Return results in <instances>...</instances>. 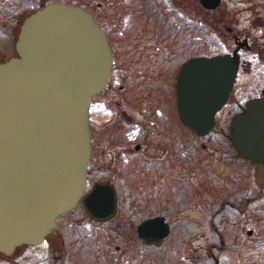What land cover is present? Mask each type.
I'll return each instance as SVG.
<instances>
[{"label":"water","instance_id":"water-1","mask_svg":"<svg viewBox=\"0 0 264 264\" xmlns=\"http://www.w3.org/2000/svg\"><path fill=\"white\" fill-rule=\"evenodd\" d=\"M17 54L0 60V249L40 242L56 217L82 199L106 219L116 210L114 186L86 191L91 151L90 96L109 80L112 52L106 32L81 6L51 1L30 12L15 41ZM237 73L230 54L185 59L176 76L183 122L204 135L216 123ZM229 138L237 152L264 164V94L235 112ZM145 243L169 232L161 214L137 224Z\"/></svg>","mask_w":264,"mask_h":264},{"label":"flooded vegetation","instance_id":"flooded-vegetation-1","mask_svg":"<svg viewBox=\"0 0 264 264\" xmlns=\"http://www.w3.org/2000/svg\"><path fill=\"white\" fill-rule=\"evenodd\" d=\"M9 1L11 4L7 5L5 0H0V38L2 41L11 39L14 51L9 55H0V60L17 54L15 41L23 19L47 2L63 1L83 7L93 15L96 22L106 32L113 63L107 85L90 96L91 151L87 166L86 191L91 190L96 182L112 184L116 195V210L106 219H97L88 213L82 199H79L77 204H80L84 211V219L90 218L94 225L76 227L72 235L68 236L69 230L66 231L58 223L59 216L69 221L66 216L72 208L66 210L56 217L57 226L50 229L42 241L22 242L8 252L0 249V264H44L41 263L43 253L50 259L48 264H137V254L133 249L131 239L133 235L139 236L137 231L139 221L136 225H131L130 229L124 226V223L107 226V229L95 226L97 222L112 221L117 214L121 213L119 203L122 196V184L114 180L115 176L112 174L118 175L119 170L132 168L135 161H140L145 165L149 163L161 165L160 162L163 159L161 155L167 154L169 147L159 145L161 142L152 138L149 141L150 133L171 134L174 144L177 143L178 147L185 137L183 128L182 130L180 128L181 124L196 133L183 122L179 115L175 82L183 61L190 56L202 54H230L237 58V73L233 86L226 102L216 112V123L211 132L219 128L218 137H220V142L224 143L222 147L233 150L239 155L229 138L231 117L245 107L249 97L264 94V61L260 60L262 56L264 57V0H162L164 12L161 18L162 24L169 30V34H161L162 40L170 46L169 49L175 58L176 55L181 56L176 64L177 67H174L176 73L172 80L173 109L170 110L173 122L178 127L177 135L170 131L164 122L158 123L150 119L152 114H149V102H151L149 101L151 100L149 82L144 83V76L149 78L148 71H146L148 69L146 67H149V57L161 52L160 50H149V13L152 18H158V13L153 8V1L115 0L104 3L103 0H28V7L25 6L23 0L22 4H17L14 0ZM140 17L142 18L139 19ZM202 36L211 42L210 48L207 45L205 48L202 47ZM250 69L252 71L256 69V72L261 75V78L257 80V84L261 83V85L256 92L243 99L242 91L237 93L236 90L241 87L248 88L249 82L242 83L241 77ZM159 99L162 101L161 97ZM226 123L227 127L224 126ZM201 145L204 147L206 143L202 142ZM179 149L178 152L181 151L180 147ZM168 157L167 155V159ZM253 164L257 168L264 165ZM160 180L164 181V179L158 181ZM156 181L157 179L151 178V182ZM213 194V192L210 194V197L214 198L210 199V205L214 209H210L204 216L200 201L195 204L185 203L180 208L182 216H190L193 220L194 227L202 226L201 216L210 223L204 234L197 238L194 235V240L187 243L189 247L203 249L206 253L205 259H201L200 254L192 253L190 264H217L220 259L219 254H222L223 259L225 258L224 250L234 253L233 249H239L242 245L238 232H242L243 224L249 217L248 206L251 195L248 192H240L223 196L221 193L220 198L215 199L218 194L215 196ZM165 205H158V207L154 205V209L150 212L152 214H147L142 219L156 214L163 215L169 223L168 234L160 243H145L139 236L144 244L161 248L173 231L175 220L177 223L180 214ZM128 211L142 213L143 210L140 207L139 209L129 207ZM223 216L227 219L223 218L225 223L221 224L218 221ZM181 229L184 230L182 225H179L178 230L181 231ZM253 230V227L246 229L248 233H252ZM90 235L96 241L95 249L100 250L92 261L83 256L84 252L82 254L70 252L68 243L71 240L79 241L85 237L90 239ZM123 236L124 238L129 236L130 239L125 241V245L122 246L118 242L112 245V240ZM183 241L186 243L188 240ZM43 244L46 246L44 251L41 248ZM82 246H86L85 240ZM238 259L241 264H246L243 259Z\"/></svg>","mask_w":264,"mask_h":264},{"label":"rangeland","instance_id":"rangeland-1","mask_svg":"<svg viewBox=\"0 0 264 264\" xmlns=\"http://www.w3.org/2000/svg\"><path fill=\"white\" fill-rule=\"evenodd\" d=\"M14 1L17 4H22V0ZM23 1L25 6L28 7V0ZM103 1L108 3L115 0ZM151 1H153V8L158 13V18H152L151 13H149V50H160L161 52L152 54L149 57V67H146L148 68L147 70L145 68L149 75V78L144 76V83L149 82V97L151 98V100L149 99L151 101L149 102V114H152L150 119L158 123L164 122L170 131L177 135L178 127L173 122L170 110L173 109L172 80L175 78L176 73L174 67H177L176 64H178L181 56L179 54L175 58L169 49L170 46L162 40L161 34H169V30L162 24L161 18H163L164 14L162 0ZM5 2L7 5L11 4L9 0H5ZM101 19L104 20L103 18ZM207 40L208 38L206 39L202 36V47L205 48V45H207L210 48L211 42ZM0 46V55H9L14 51L11 39L2 41L0 38ZM156 55L159 56L156 57ZM260 60L264 61V57L262 56ZM255 72L256 69L253 71L250 69L241 77L242 83L249 82L248 88L241 87L236 90L237 93L242 91L243 99L256 92L261 85V83L257 84V80L261 78V75ZM160 97L162 101L159 99ZM180 126L181 130L183 128L185 136L184 142L179 143L180 152H178L180 149L176 145L177 143L174 144L171 134L155 132L153 135L150 133L149 141L152 138L161 142L159 145L169 147L170 151L168 150L166 151L167 154L161 155L163 158L160 162L161 165H151L150 163L145 165L140 163V161H135V165L132 168L119 170L118 175L112 174L115 176L114 180L122 184V196L119 203V211L121 213L117 214L114 220L106 223L97 222L95 226L107 229V226H117L124 223V226L130 229L131 225H136L144 216L152 214L150 212L154 209V205L158 207V205L166 204L167 208L180 214L177 223L175 220L173 231L166 238L161 248L144 244L138 235H133L131 242L137 254L136 263L190 264L192 262L190 258L192 253L200 254L201 259L206 258V253L203 249L189 247L187 243L194 240V235L197 238L204 234L208 230L210 223L201 216L200 222H202V226L194 227L193 220L190 216H182L180 208L185 203L195 204L200 201L202 215L204 216L210 209H214L210 205V199L213 198L210 197L212 192L214 196L218 194L215 199H219L221 193L223 196H229L232 193L248 192L251 195L248 206L249 217L243 224L242 232H238L242 245L239 249H233L234 253L224 250L226 253L225 258L223 259L222 254H219L220 259H218L217 264H241L238 258L243 259L246 264L248 262L249 264H264V165L257 168L248 159L239 156L240 154L238 155L233 150H227L222 147L224 143H221L220 137H218L219 128L214 132L210 130L200 136L189 127H184L182 124ZM224 126L227 127V123ZM202 142H205L206 146L203 147L201 145ZM150 152L151 147L149 148V154ZM167 155L169 156L168 159ZM151 178H155L157 181L151 182ZM159 179H164V181H158ZM152 183L155 184L153 185ZM212 203L215 204V202ZM129 207H136L137 209L140 207L143 211L142 213H131L128 211ZM83 214L82 207L77 204L67 213L68 216L66 217L69 221H66L63 216L58 217L59 226L65 228L66 231L69 230L68 236H71L76 227L94 225L90 218L84 219ZM225 217H220L218 222L221 224L225 223V220H223V218L227 219ZM179 225H182L184 230L181 229L179 231ZM248 227H253L252 233L246 231ZM91 235L90 239L85 237L79 241L71 240L68 243L70 252L77 254L84 252L83 256L87 260L92 261L95 254L98 255L100 250L95 249L94 245L97 244ZM124 236L112 240V245L114 242L121 243L122 246L125 245V241L130 239L128 238L129 236L126 238ZM127 238L128 240H126ZM184 239L188 241L185 243ZM84 240L87 247L82 246ZM41 248L44 251L46 248L45 244ZM44 255L45 253L41 255L43 258L41 263L48 264L50 259Z\"/></svg>","mask_w":264,"mask_h":264}]
</instances>
